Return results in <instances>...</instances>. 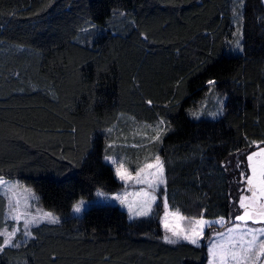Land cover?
Instances as JSON below:
<instances>
[{
	"label": "trees",
	"instance_id": "trees-1",
	"mask_svg": "<svg viewBox=\"0 0 264 264\" xmlns=\"http://www.w3.org/2000/svg\"><path fill=\"white\" fill-rule=\"evenodd\" d=\"M217 95L224 111L209 120ZM129 118L170 129L156 149L172 211L237 223L246 157L264 148V0H0V177L63 218L0 264H207L206 241L164 242L161 213L71 216L124 187L104 156L118 153L109 129Z\"/></svg>",
	"mask_w": 264,
	"mask_h": 264
},
{
	"label": "snow or ice",
	"instance_id": "snow-or-ice-1",
	"mask_svg": "<svg viewBox=\"0 0 264 264\" xmlns=\"http://www.w3.org/2000/svg\"><path fill=\"white\" fill-rule=\"evenodd\" d=\"M240 2L242 6V0ZM236 15L237 18H240L239 13H236ZM239 37L235 41V47L242 51L240 42L242 31L239 32ZM208 83L214 84L215 82L210 80ZM222 111L223 109L221 108L219 112L211 113L210 115L216 117L222 114ZM193 115L198 118L197 113H193ZM163 124L164 122L161 121L158 130L154 129L156 134L152 137L153 140H159L163 132L170 130L165 129ZM252 143L255 144L256 142ZM112 147L113 145H108V148ZM104 159L115 166L114 172L117 179L123 182L134 181L136 184H143L146 187L136 192L129 193L125 190L122 194L116 193L111 196L103 191H98L97 196L118 201L127 208L131 217H148L152 215L153 206L158 199L155 193L162 185L167 183L165 165L161 157L156 155L154 162L147 163L139 168L135 176L113 154H106ZM246 160L250 174L241 173L244 178L245 188L242 190V195L238 198L239 208L243 209V212L242 214H237L234 218L235 221L241 223H234L232 227L227 229V234L224 232L215 234L220 239L214 240L208 247L209 264H264V260L261 259L264 258V238H262L264 237V227L253 228L249 225V222L264 224V148H260L259 151H252L247 155ZM0 186H5V195L11 193L8 199L9 216L13 221L23 220V235L31 237L33 233L30 229L33 225L38 226L45 221L50 224H58L60 222L59 217L52 212L38 209V214H33L28 211V208L31 207L30 201L34 202L39 199L31 189L24 188L23 192L25 195L21 197L16 191L20 187L19 185H9L0 178ZM130 197L132 198L130 199ZM84 204L85 201L80 200L74 205L73 211L76 213L81 212ZM162 204L164 209L162 223L166 232L163 236L164 242L171 245L186 242L194 246H200L199 242L205 238V228L211 227L215 222L206 220L203 216L200 218L186 217L179 208H176L175 211H170L166 192L162 194ZM185 220H190V224L187 227L182 224ZM219 223H224L223 217L220 218ZM18 231H21V229L16 227H13L11 231L7 229L0 231V238H2L0 239V253H3L5 248L8 247H21V244L16 242Z\"/></svg>",
	"mask_w": 264,
	"mask_h": 264
},
{
	"label": "rangeland",
	"instance_id": "rangeland-1",
	"mask_svg": "<svg viewBox=\"0 0 264 264\" xmlns=\"http://www.w3.org/2000/svg\"><path fill=\"white\" fill-rule=\"evenodd\" d=\"M216 93L219 94L218 92H216ZM218 99L220 100V102L218 101ZM216 104L218 105V108H217L218 112L221 110V108L224 111L225 98L221 95H217V98H213L212 101H208L206 103V105L204 106V110L209 111L212 108H214V106ZM223 111H222V113H223ZM201 114L204 115L205 112H201L200 115ZM203 115L199 116L198 119H203ZM220 115L217 118H207V119L216 120L220 117ZM206 116H209V115L206 114ZM159 125L160 124H157V125L141 124V123L136 122L133 119L129 118V119H124L123 122L121 121L116 127L112 128L110 131L111 137H113V138L110 139L111 143H109V142L108 143L113 145V147L116 150H118V153H115L114 156L118 160L122 161L125 164V167L130 172H132V174L134 176L136 174V171L139 168L143 167L147 163L154 162V157L156 155H159L157 152L156 146L159 144L160 139L159 140H153L152 139V137L156 134L154 129L158 130ZM163 127L165 129H167L165 123L163 124ZM167 131L168 130H166L165 132H167ZM165 132H163L161 134V136ZM110 166L114 170L115 166L112 164H110ZM152 171H154V170H152ZM165 177H166V174H165ZM0 178H2L4 181H6L9 185H19L20 187L17 188L16 191H17L18 195L21 197L23 195H25V193L23 192L24 188L31 189L36 194V192L31 187L24 185L22 182H20L18 180L15 181V180H8V179H5L3 177H0ZM166 180H167V178H166ZM120 182L123 184L124 187L121 189V191H119L117 193H121V194L125 190L129 193H132V192L139 191L141 188L146 187V185L136 184L134 181H128V182L120 181ZM165 188H166V185H162L160 187V189L156 191L155 194L157 195L158 199L156 201V204L153 206L152 215H150L148 217H131L128 213L127 208L125 206H122L118 201L112 200L110 198L100 197V196H97V194L95 195L94 198L89 199V200L81 199V200L85 201V204L82 208V211L79 213H76L72 209L71 210V216L81 218L84 215V213L87 210H89L91 207L100 206V205H118L119 207H121L123 210H125L127 212L131 221H135L138 219L157 217L158 214L161 213L160 220H161L162 228H163L164 235H165L166 232H165V229H164L163 223H162V218L164 216V209H163V204H162V194L165 192ZM5 191H6L5 186H0V194L6 198L7 203H8V199L10 198L11 193H8L7 195H5ZM150 191H151V189H150ZM114 194H116V193H114ZM114 194H108V195L111 196ZM36 196H37V194H36ZM131 198L132 197H130V199ZM30 204H31V207L28 208V211L32 212L33 214H38L37 213L38 209H40L42 211H49L39 203V200L34 201V202L30 201ZM22 205H23V201H22ZM8 208H9V206L7 204L6 217L5 218L8 220L5 219V223L6 222L7 223L5 224V227L3 229H1L0 231H3L4 229L11 231L13 229V227L20 228L21 231L17 232L16 242H18L22 245V244L26 243L29 239H31L33 237V235L31 237L23 235V220L18 221V222L13 221L11 219V217L9 216ZM22 210H23V207H22ZM169 210L172 211L171 208ZM49 212H52V211H49ZM52 213H54V212H52ZM54 214L59 217V221H60L59 223H61L63 221V218L61 216L57 215L56 213H54ZM209 221H213L215 223H213L211 227L205 228V231H204L205 238L199 242V245H201L204 241H206V243L208 244V247L214 240L220 239V237H217L215 235L217 232H224L225 234H227V229L229 228L228 227V228L222 229L227 224L226 219H224L223 224L219 223L220 219L209 220ZM44 223H48V222L45 221L43 223H40L38 226L43 225ZM237 223H241V222L238 221ZM48 224H50V223H48ZM182 224L185 227H187L190 224V220H185L182 222ZM249 225L253 228L264 227V224H253L252 222H249ZM232 226H230V227H232ZM35 227H37V226H35V225L31 226L30 230L32 231V229ZM262 238H264V237H262ZM261 259L264 260V258H261ZM209 261H210V256L208 258L207 264H209Z\"/></svg>",
	"mask_w": 264,
	"mask_h": 264
},
{
	"label": "bare ground",
	"instance_id": "bare-ground-1",
	"mask_svg": "<svg viewBox=\"0 0 264 264\" xmlns=\"http://www.w3.org/2000/svg\"><path fill=\"white\" fill-rule=\"evenodd\" d=\"M6 203H7V202H6ZM7 204H8V203H7ZM6 206H7V205H6ZM5 211H6V210H5ZM4 215H5V214H4ZM4 217H5V216H4ZM71 218H72V217H71ZM6 220H8V219H6ZM68 220H69V219H68ZM6 223H7V222H6ZM6 223H5V224H6Z\"/></svg>",
	"mask_w": 264,
	"mask_h": 264
}]
</instances>
